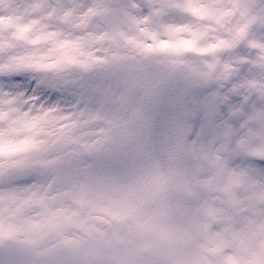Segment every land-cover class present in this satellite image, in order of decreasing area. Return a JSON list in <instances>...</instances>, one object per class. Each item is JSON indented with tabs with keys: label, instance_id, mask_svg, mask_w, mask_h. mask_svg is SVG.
Segmentation results:
<instances>
[{
	"label": "rangeland",
	"instance_id": "374dc122",
	"mask_svg": "<svg viewBox=\"0 0 264 264\" xmlns=\"http://www.w3.org/2000/svg\"><path fill=\"white\" fill-rule=\"evenodd\" d=\"M195 4L198 3L192 2L191 11L199 18L217 14L209 5ZM188 44L197 48L191 34L189 33L185 39L182 32L176 33L167 41L152 44L151 47L142 39L130 38L129 47L120 53L126 56L125 53L129 54L133 49L135 59L139 58L145 63L144 67L137 66L136 70L133 69L134 61L129 58L127 64L130 65L128 67L130 69L124 66L126 62L119 66L122 74L127 75V81L101 87L96 84V106L89 118L73 119L72 114L56 116L51 112H45L37 115L38 118L27 121L26 126L23 125L25 129L20 131L16 138L14 136L2 138L4 134H0L1 167L7 163L4 159L34 154L24 158L29 159L41 155L40 150L35 154L40 146L39 137L48 135L57 128L62 130L57 129L62 132L67 142L73 147L83 148L85 152L100 138L95 130L109 128L106 124L94 127L98 123V118L115 122L119 120L120 123L127 122L130 127L136 124V129H147V134L142 136L140 142L134 141L133 136H130V141L123 143L114 142L113 139L107 147L101 146L89 155L80 154L87 158L86 163L69 160L72 165L70 172H65L67 160L45 166L46 169L50 168L57 172V179L46 185L43 183L44 186L39 190H35L33 186L24 189L21 201L13 204L17 211L16 215L2 217L0 220V242L6 240L2 247H14L20 250L28 261L40 264L63 259H70L73 264H84L93 260L111 264L106 263L104 259L106 252L111 255L114 264H128L124 262L128 256L135 262V259L139 258L135 254L143 253H148L145 258L147 262L138 264H153L154 260L160 261L161 264H245L244 259L238 254L224 257V254L228 253L225 252V248L233 241L246 246L237 230L240 229V221L236 222L243 218L238 217L240 214L247 216L256 212L258 215H264V209L258 206L264 204V191L254 192L245 198L241 193L247 185V178L235 175L225 165L217 164L207 156H194L188 165L182 167L174 161L176 151L170 144L163 142V139L183 121L190 122L186 114L188 115L194 106L193 98L182 89L179 87L167 89L152 107L163 77L174 72H165L162 66L156 68V60L163 59L160 54L166 56L170 54L175 64L180 63L181 61L176 58L185 53ZM74 52L68 50L66 53H59L58 56L55 54L25 56L16 59L7 68L37 67L60 70L61 67H66L71 70L73 67L67 65H73L70 64L71 61L77 58L85 63L93 60L96 65L99 62H107L103 57L95 56L91 52H87V56L85 52L76 57V47ZM155 55L156 57L149 60ZM86 64L87 66L78 67L91 72L97 68L90 63ZM103 67L101 64L96 71L97 77L105 73ZM169 93L175 99L173 111L161 106ZM123 94L129 96L128 101L112 98ZM181 116H185L186 119ZM151 117L155 140L151 133ZM91 129L93 138L85 139L91 137L88 135ZM0 131L11 133L4 128ZM108 133L113 134L111 138L117 134L109 129ZM21 139L24 140L19 142ZM201 160L207 162L206 167L200 163ZM1 173L0 168V175ZM173 176L177 179L176 188L158 193L161 181ZM57 194L62 195V201L55 198ZM69 197L74 198L73 204L66 206L70 204ZM30 207H34L36 214L30 219L33 223L28 224L26 220L29 221L32 211L27 218V210ZM196 208L202 211L201 221L195 220L191 215L197 212ZM85 210L92 214L87 222L78 218ZM226 220L227 223L230 221L236 224L231 226L226 232V237L222 238L217 235L218 233L214 234V231L219 223L223 225ZM200 224L202 225L199 226ZM127 228L139 231L138 241L135 242L134 236L135 243L124 249L122 254L119 243L123 242V233ZM206 232L212 235L201 234ZM193 235L194 240L189 242L187 238L191 239ZM158 236H162L163 240L157 242ZM17 243L25 245L27 249L20 248ZM150 244L153 245L151 252ZM180 245H183L181 250ZM189 245H193L194 250L191 260H188L190 258L185 254ZM86 247L94 252H87ZM158 248H161L163 253H160ZM261 252L264 253V246L262 251L261 247L257 248V254H249L245 261L250 264H262ZM94 253L96 254L89 255Z\"/></svg>",
	"mask_w": 264,
	"mask_h": 264
},
{
	"label": "snow or ice",
	"instance_id": "6c2138e0",
	"mask_svg": "<svg viewBox=\"0 0 264 264\" xmlns=\"http://www.w3.org/2000/svg\"><path fill=\"white\" fill-rule=\"evenodd\" d=\"M192 2L0 0V113L15 118L51 112L83 120L96 106L99 78L91 71L78 66L68 72L8 69L16 58L58 54L71 43L110 61L127 50L130 38L151 47L178 32L185 39L190 33L197 51L176 58L181 62L172 65V75L163 77L152 107L167 89L176 87L193 98L194 106L190 122L174 128L163 142L175 149L181 162L207 156L245 176V198L264 191V0H195L217 9L209 19L195 15ZM102 126V121L94 125ZM150 127L155 140L152 117ZM200 163L207 166L204 160ZM64 167L70 172L71 162ZM56 179L57 172L50 168L9 169L0 175V189L30 188ZM258 206L264 209V204ZM0 264L30 262L9 246L0 249Z\"/></svg>",
	"mask_w": 264,
	"mask_h": 264
},
{
	"label": "bare ground",
	"instance_id": "6f19581e",
	"mask_svg": "<svg viewBox=\"0 0 264 264\" xmlns=\"http://www.w3.org/2000/svg\"><path fill=\"white\" fill-rule=\"evenodd\" d=\"M209 6H211L213 9H215L216 10L215 13H217V9L214 6H212V5H209ZM214 16H216V15L213 14L209 18L214 17ZM128 47H129V45H128ZM67 49L71 50V49L66 48L64 46L62 49H60L59 53H66V52H68ZM76 51H77V54H75L76 57H80L79 55L85 54V52L82 51L81 48L77 45H76ZM133 52L134 51L132 49L131 53H129V54L125 53L126 56H124L121 53L114 54L110 61L103 62V63H100L98 59H95V61L99 62V64H98V67L95 69V71L92 72V74L94 76L97 77L96 71H98L101 64L104 66L103 68H105V73H103L102 76L98 77L99 79L97 82V86L101 87L103 85L105 86L106 84L116 85V84H119L120 82L124 83L125 81H127L128 80L127 75L122 74V71L119 69V66L122 62H126V64L124 66L127 67V69H130V68H128V67H130V65L127 64L129 61L128 60L129 58H131L134 61L133 69L136 70L137 66H140L141 68H143L145 63L141 62L139 58L135 59ZM59 53L55 54V56H58ZM160 55L163 59L158 60V61L156 60V63H155L156 68L162 66L165 68V72L174 71V68L172 67V65L175 64L173 56L170 54H168L167 56L163 55V54H160ZM86 56H87V52H86ZM23 57H25V56H22V57H19L16 59H20ZM33 57H37V56H33ZM154 57H156V55L149 58V60H151ZM16 59H14L13 61H15ZM148 61L146 63H148ZM84 65L86 66L85 62L82 61V59L77 58V63H75L73 65H67V66L73 67V66H84ZM60 70L68 72V71H71L72 69L69 70L66 67H61ZM111 91H113V88H111ZM113 93L114 92H112V94ZM112 98H115V100H118V101H125V100L128 101L129 96L126 94H123L120 97L113 96ZM7 103L11 104V103H13V101H7ZM119 108H121V106ZM11 111L12 112H19L18 109H11ZM35 118H38V117L30 116L29 113L19 114L15 118H9V113H6V112L0 113V123H4L6 121L5 126L0 128V130L4 128V129H8L9 131H11V133H6L3 131H0V134H4V136L2 138L9 137V136L10 137L14 136L16 138L18 133L25 129L23 125L27 121H30V120L35 119ZM118 121L119 120H117V122H115L113 126H109V128L107 127L109 130H111L113 132L114 131L117 132V134L113 138H110L109 142H112L114 139V142L123 143V142H126L127 140L130 141V136H133L134 141L139 140V142H140V141H142V136L147 133L146 129H136V127H137L136 124H132L130 127L127 124V122L120 123ZM106 125L108 126V122H106ZM25 126H26V124H25ZM57 129L53 130L48 135L46 134L42 137H39L40 146H38L37 150L35 151V154L38 150H40L41 155L31 157L29 159H24V158L34 156V154H31V155L26 154V155H23V156L17 157V158L4 159V161H6L7 163H4L0 167L1 171H2L1 175L6 173L9 169H13V170H37V169L45 168V166H47V165H55V164H58L60 162H64L66 160L68 162H69V160L75 161L78 158L84 159L83 162L86 163L87 159L83 158L80 155V154H86L84 149L79 148L77 146L73 147L69 142H67V139L62 135V132L58 131L60 129H58V130ZM60 131H62V130H60ZM88 135L91 137L94 136L93 129H91L88 132ZM111 136H113V134H111ZM22 140H24V139H21L19 142H21ZM90 152H93V150L91 149L89 151V153ZM42 186H44L43 183L34 185L33 188H35V190H39ZM24 189H28V188L0 189V220H2V217L9 218L10 215H12V214L16 215L17 211L13 207V204L21 201V199H22L21 195L24 194ZM55 198H58L61 201L63 200L61 194L55 195ZM9 199H11L12 201H10ZM8 200H9V202H7ZM33 209H34V207H30L27 210V218L30 216V212L32 211L31 216L29 218V221L25 219L28 222V224H30L31 222L33 223V221L30 222L31 217L36 214L35 209L34 210ZM196 210H197L196 213H194V214L191 213L192 217L197 221L203 220L202 219L203 214H202L201 209L196 208ZM90 216H92L91 212L89 210H85L82 212V215H79L78 218L82 219L84 222H87L91 218ZM240 216H241V218L242 217L243 218L238 219V221L236 222V223H238L240 221V223H239L240 229H237V230H239L240 236L244 240L246 246H243V244L241 242L233 241L231 243L230 250H228L229 252L224 254V257L228 258L231 254H238L240 256V258L244 259V261L243 260L242 261L245 264H250L248 261H245V260H247L248 255L249 254H257V248L259 249V247H261V251H262V247L264 246L263 245L264 244V215L263 214L258 215L256 212H253L252 214L250 213L247 216L246 215L242 216L240 214L238 217H240ZM236 223H233L230 221L227 223V220H226V223H224L223 225H222V223L221 224L219 223L218 226L216 227V230L214 231V234L218 233L217 235L219 237L225 238L226 232L229 231L231 229V226H233ZM201 225L202 224H200L199 226H201ZM138 232L139 231H131L130 229L128 230V228L126 231H124L123 238H122L123 242L119 243L120 253L123 254L124 249L130 248L131 245H133V243L138 241L137 240ZM201 234H203V235L207 234V236L212 235V234L207 233V232L201 233ZM153 235H155V234H153ZM134 236L136 238L135 242H133ZM32 237H36V236H32ZM194 237H195V235H193L191 239L187 238V240L189 242H191L194 240ZM140 238L142 239V237H140ZM160 240H163L162 236L157 237V242ZM17 245H19L20 248L27 249V247L25 245H20L18 243H17ZM28 246L31 247V245H29V244H28ZM182 246L183 245L179 246L180 250H181ZM152 250H153V247L151 248V250L149 252H151ZM158 250L160 251V253H163V251H161V248H158ZM86 251L89 253L94 252L91 250V248H88V247H86ZM192 252H194L193 245H189V248L185 252V254L190 258L188 260H191L192 257L194 256V254ZM95 254L96 253L89 254V255H95ZM146 254H148V253L135 254V256L139 257V258L135 259V262H132L131 258L128 256L125 258L124 262H126L128 264H138V262H147V260L145 261ZM260 255L262 256V258L260 259L261 263L264 264V253L261 252ZM142 256H145L144 259H141ZM253 258H255V257H253ZM104 259L107 263L114 264V261L108 252H106L104 254ZM248 260H249V258H248ZM152 262H153V264H161L160 261L154 260Z\"/></svg>",
	"mask_w": 264,
	"mask_h": 264
}]
</instances>
